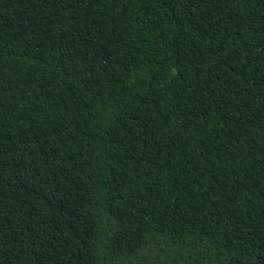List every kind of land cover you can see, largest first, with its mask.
Instances as JSON below:
<instances>
[{"label":"trees","instance_id":"obj_1","mask_svg":"<svg viewBox=\"0 0 264 264\" xmlns=\"http://www.w3.org/2000/svg\"><path fill=\"white\" fill-rule=\"evenodd\" d=\"M0 264H264V0H0Z\"/></svg>","mask_w":264,"mask_h":264}]
</instances>
